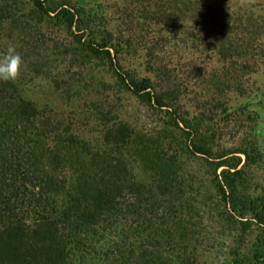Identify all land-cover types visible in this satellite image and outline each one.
Returning a JSON list of instances; mask_svg holds the SVG:
<instances>
[{"label":"rangeland","instance_id":"1","mask_svg":"<svg viewBox=\"0 0 264 264\" xmlns=\"http://www.w3.org/2000/svg\"><path fill=\"white\" fill-rule=\"evenodd\" d=\"M70 1L91 14L98 51L87 48L89 37L81 36L75 24L55 13L45 15L32 0H0V53L14 46L23 59L15 82L0 81V133L29 128L31 172L64 185L59 192L37 187L36 197L64 206L74 193L71 183L94 166L96 176L105 171L112 181L124 176L130 191H137L127 190L135 203L138 193L150 194L151 180L160 175L153 166H162L171 186L155 192L160 205L166 212L168 205L182 209L175 219L167 213L169 220L163 221L189 230L170 241L182 253L179 264H264V55L227 59L216 47L222 30L236 40L240 18L263 15L264 0H198L202 14L211 18H178L172 9L179 26L163 22L162 0ZM117 65L137 76L165 70L157 71L155 85L172 94L170 103L158 107L147 95L133 93L115 71ZM26 113H36L28 125ZM69 135L72 141H64ZM61 136L63 143L57 140ZM18 143L20 150L26 145L22 138ZM47 150L66 166L61 175L49 167ZM101 151L119 154L112 160L115 168L93 163ZM69 159L78 163L76 170ZM234 166L244 170L236 188L242 201L224 198L218 187ZM141 183L144 187L137 186ZM33 203H21L17 212L31 217ZM121 224L105 221L103 226L109 232V226ZM2 237L4 264L36 258L28 244ZM106 242L97 245L104 248ZM162 262L178 264L172 258Z\"/></svg>","mask_w":264,"mask_h":264},{"label":"trees","instance_id":"2","mask_svg":"<svg viewBox=\"0 0 264 264\" xmlns=\"http://www.w3.org/2000/svg\"><path fill=\"white\" fill-rule=\"evenodd\" d=\"M32 2L35 8L45 15L50 16L51 13H55L53 15L55 18L62 17L71 26L75 24L81 36L89 37L86 42L87 48L90 51L99 50L94 42V26L89 24L92 20L90 13H86L83 8H81L83 11L80 10L70 0H32ZM201 5L203 6L198 0H162L161 7L164 10L160 16L166 25L179 26L178 19L175 20L170 16L173 15L172 9H175L179 13L178 18L184 15L187 18L208 21L211 17L202 14ZM261 15L249 13L244 19L240 18L237 23L240 22L241 36L236 40L228 35L230 31L222 30L219 35L220 40H216L219 54L227 59L233 56L249 58L256 54L263 56L264 14ZM115 71L133 93L147 95L158 107H165L170 103L172 94L158 90L155 85V79L158 78L157 71L163 74L166 73L165 70L157 68L153 77L137 76L136 73L130 72L126 74L124 70L118 69V65ZM23 106V103L19 106L20 113ZM28 114H23L27 125L36 119V113ZM33 136L27 127L24 130L18 129L8 136L0 133V240L2 236L7 235L9 239L20 240L21 245H29L36 258L23 261L22 264H164L162 260L167 258H172L179 264L182 253L177 251L174 243L171 244L170 241L175 237L182 239L189 230L188 226H167L163 221L169 220L165 217L168 216L167 213L175 219V214L182 211L181 207L176 209V206L171 208L168 205L166 212L165 206L160 205L163 200L156 196L155 192L158 190L170 191V175L165 167L153 166L155 169L158 168L160 175L157 174V178L151 180L153 185L147 189L150 194L144 197L138 193L139 199L133 203L129 201L127 190L129 194L137 191H130L131 187L124 176L117 181H112L106 171L96 176L92 171L96 172L98 169L93 166L89 174L77 177L71 183L73 196L65 201L64 206L58 207L51 199H43L41 195L36 197V194H39L35 191L37 187L41 190L59 192L64 185H61L63 183L61 179L55 180L47 176L41 179L31 172L33 162L28 158V154L34 150L27 146V140ZM73 136L69 135L64 141H72ZM20 138L26 143L22 146V150L18 143ZM57 138L58 141L64 142L62 136ZM193 150L202 153L200 148L195 146ZM20 151L23 157L18 156ZM47 152L46 161L52 172H59L61 175L66 166L49 150ZM101 153L92 157L93 163L99 164L101 160L100 164L102 163L105 170L115 168L113 164L115 161L112 160L117 154L103 151ZM68 163L72 170H76L78 163L71 159ZM223 165L220 164L219 167ZM232 168L234 171H228L230 176L226 178V183L219 181L218 187L224 198L230 195L237 201H242L236 188L237 179H242L244 170L237 166ZM142 185L144 187L142 183L137 184V186ZM32 200L35 206L31 204V207L35 212L31 217L17 212L18 205L32 203ZM130 215L133 216L131 219ZM160 219L162 220L160 225L155 226ZM105 221L109 224L122 223V226H109L111 229L107 232L108 226H103ZM105 240L107 242L104 248L97 245L99 242L104 243ZM4 263L6 260H0V264Z\"/></svg>","mask_w":264,"mask_h":264},{"label":"clouds","instance_id":"3","mask_svg":"<svg viewBox=\"0 0 264 264\" xmlns=\"http://www.w3.org/2000/svg\"><path fill=\"white\" fill-rule=\"evenodd\" d=\"M242 3L245 0H241ZM23 65L21 55L14 46H9L7 51L0 53V81L15 82L20 74Z\"/></svg>","mask_w":264,"mask_h":264}]
</instances>
